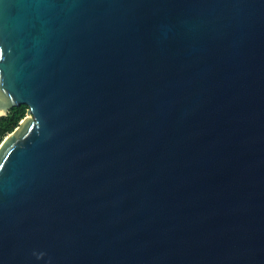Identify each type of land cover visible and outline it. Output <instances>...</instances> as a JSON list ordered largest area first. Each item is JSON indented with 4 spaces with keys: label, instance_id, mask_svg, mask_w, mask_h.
Masks as SVG:
<instances>
[{
    "label": "water",
    "instance_id": "1",
    "mask_svg": "<svg viewBox=\"0 0 264 264\" xmlns=\"http://www.w3.org/2000/svg\"><path fill=\"white\" fill-rule=\"evenodd\" d=\"M0 264H264V0H0Z\"/></svg>",
    "mask_w": 264,
    "mask_h": 264
},
{
    "label": "trees",
    "instance_id": "2",
    "mask_svg": "<svg viewBox=\"0 0 264 264\" xmlns=\"http://www.w3.org/2000/svg\"><path fill=\"white\" fill-rule=\"evenodd\" d=\"M26 106L11 108L5 116L0 117V142L5 135L12 132L19 121L25 116Z\"/></svg>",
    "mask_w": 264,
    "mask_h": 264
},
{
    "label": "rangeland",
    "instance_id": "3",
    "mask_svg": "<svg viewBox=\"0 0 264 264\" xmlns=\"http://www.w3.org/2000/svg\"><path fill=\"white\" fill-rule=\"evenodd\" d=\"M5 136H6V135H5ZM5 136H4V137H5ZM4 137H3V139H4ZM3 139H2V140H3ZM2 140H1V141H2Z\"/></svg>",
    "mask_w": 264,
    "mask_h": 264
}]
</instances>
